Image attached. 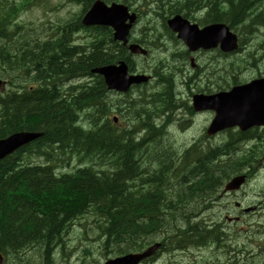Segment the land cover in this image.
Instances as JSON below:
<instances>
[{
    "label": "trees",
    "instance_id": "16d2710c",
    "mask_svg": "<svg viewBox=\"0 0 264 264\" xmlns=\"http://www.w3.org/2000/svg\"><path fill=\"white\" fill-rule=\"evenodd\" d=\"M95 1L63 0L78 11H69L57 23L48 22L47 28L41 24L47 31L43 37L34 34L38 33L34 24L20 20L37 0H0V69L13 72L16 79L9 93L0 98V140L19 131L42 134L33 144L0 161V252L7 264L64 260L63 246L68 244L71 230L89 217L102 256L138 252L158 236L172 255L213 249L211 261L200 258L205 264H249L254 258L249 248L246 244L238 247L242 233L235 243V232H223L219 223L208 225L204 216L228 180L245 174L250 181L258 174L264 162V129L229 130L222 142L203 136L183 150L165 149L163 140L170 141L164 136V126L157 129L155 121L166 118L172 123L175 109L185 106L177 100L173 103L177 73L170 64L155 62L156 82L134 88L116 100L104 79L91 71L119 61H126L134 70L136 62L127 48L113 40L111 29L82 26L83 15ZM102 1L132 6L137 0ZM138 2L162 18L165 30L168 17L182 15L206 19L205 23H225L239 36L238 52L248 47L244 57L220 51L214 56L223 62L216 74L222 73L224 84L220 89L216 86L217 90L264 76V0ZM79 32L87 33L85 42L78 43ZM144 34L154 41L157 28H146ZM259 52L262 55L257 59ZM69 81L83 83L68 87L65 83ZM31 84L35 87L28 90ZM198 86L199 92L210 89L209 85ZM114 110L128 123L144 119L142 125L149 136L139 142L130 134L129 141L125 140L124 135L132 132L111 124L109 115ZM160 136L162 150L155 143ZM67 154L79 161L87 159L90 166L75 174L63 172L70 163ZM144 215L150 221H143ZM256 228L264 232V225ZM250 231L246 239L254 242ZM87 241L79 239L74 249L82 248V264L93 259ZM257 248L261 250L263 245ZM243 253L248 257L240 261L237 256Z\"/></svg>",
    "mask_w": 264,
    "mask_h": 264
},
{
    "label": "water",
    "instance_id": "95a60500",
    "mask_svg": "<svg viewBox=\"0 0 264 264\" xmlns=\"http://www.w3.org/2000/svg\"><path fill=\"white\" fill-rule=\"evenodd\" d=\"M135 18L136 16L130 15L128 8L123 5L107 6L103 2H96L86 13L82 23L85 26L111 27L114 31V40L122 41L124 45H127V37ZM168 25L179 34L190 51H197L200 48L209 50L219 46L222 52L231 53L239 48L237 36L231 33L229 27L224 24L211 25L200 31L196 26H190L188 21L177 15L168 21ZM129 50L132 54L146 55L147 53L139 45H131ZM128 71L127 64L122 61L118 65L96 68L93 73L103 76L109 90L121 93L128 92L133 85L146 83L149 80L147 76H133ZM194 106L197 111L211 110L216 113L208 135H215L222 130L235 127L242 132L254 127H264V78L235 87L227 93L196 96ZM40 136L41 133L18 132L0 140V161ZM244 181V177L236 178L226 188L237 190ZM154 249L141 255H128L111 260L106 264H138L143 258L152 254ZM0 264H4L2 254H0Z\"/></svg>",
    "mask_w": 264,
    "mask_h": 264
},
{
    "label": "rangeland",
    "instance_id": "374dc122",
    "mask_svg": "<svg viewBox=\"0 0 264 264\" xmlns=\"http://www.w3.org/2000/svg\"><path fill=\"white\" fill-rule=\"evenodd\" d=\"M62 3L63 7L59 8V4ZM69 11L71 12H77L78 8L77 7H72V6H67L64 4L63 0H37L36 5L31 6V10H27L25 12L22 13L20 20L21 21H25V23H32L36 26V29L34 32H38V33H34L35 35H41L43 37H45V31L46 29H43L41 27V24L47 23V22H56L58 20H60V18L64 19L67 17ZM259 42H261V40L259 39ZM170 47V46H169ZM258 47V45H257ZM160 55H163L162 53H160ZM260 55H262V52H259L255 57L260 58ZM157 56V55H155ZM155 56H153L152 59L150 60H143L142 58H136L137 62L142 65V66H146L148 67V65L154 63L155 61ZM164 56V55H163ZM239 57H244V54H240L238 55ZM244 59V58H243ZM262 67L264 68V57L262 58V62H261ZM247 75H252V73L250 71H248ZM81 81H76V82H72V84H80ZM116 116V115H113ZM112 118V117H111ZM212 118L211 114L208 113H204V114H200L195 118L194 121V126L192 128H190L189 130H187L186 132H178L176 129H172V139L174 141H176V145L177 147H186L187 145L193 143V141L196 138H199L200 136L203 135V131L205 129V127H207V125L210 123ZM215 140H219V138H215ZM158 147L161 148L162 150V145L161 143V136L159 138H157L156 142ZM126 148H128V146H126ZM164 148L166 149L167 146L164 144ZM164 152V151H163ZM166 154V153H165ZM165 154H162L161 156H164V158L166 157ZM170 156V155H167ZM170 159V157H169ZM171 160V159H170ZM264 161V158H263ZM165 167L169 166V163L167 161H165ZM67 171H69L67 169ZM264 189V171L260 172L255 179L249 181L244 187L243 189L238 193V195H236L235 197L231 198V199H238L243 205H245L247 207V204L255 201L257 198L258 194H261L262 190ZM240 210L238 209H234V207L232 206L231 208L228 209V213L226 215H228L229 217H235L239 214ZM254 218V217H253ZM255 220V218H254ZM93 222V218L89 217L87 219H84L81 221V225H78V227L75 228L74 231H72L69 234V238L72 241V244H74L75 241H78L79 239H94L95 236L92 237V233L90 231V228L92 226L91 223ZM87 224V225H85ZM234 226V224H231ZM249 223L242 224V228H249ZM85 230L88 231V233L85 232ZM258 242V240L256 241ZM240 248H243V244H247V241L245 239L244 236V232H243V238L239 241ZM91 245L95 248V244L93 242H91ZM247 245H246V249H247ZM93 248L94 251V257L96 260L99 261L100 264H103L105 262V260L99 256L97 254V251L95 252V249ZM183 253V252H182ZM180 253V254H182ZM184 254V253H183ZM246 257H248L247 255L243 257V259ZM244 259V260H245ZM243 260V261H244ZM251 260V259H250Z\"/></svg>",
    "mask_w": 264,
    "mask_h": 264
},
{
    "label": "flooded vegetation",
    "instance_id": "af4514ba",
    "mask_svg": "<svg viewBox=\"0 0 264 264\" xmlns=\"http://www.w3.org/2000/svg\"><path fill=\"white\" fill-rule=\"evenodd\" d=\"M202 20H206V19H202ZM200 26V25H199ZM200 27H204V25H202V26H200ZM178 52V51H177ZM217 52V49H215V50H213V51H208V52H204V51H199V52H196V53H194V54H190L189 55V58L190 59H192V58H194L195 60H196V65H197V67H196V69L199 67V65L201 64V59L202 58H206V56H208V55H212V53H216ZM185 53H188L187 51L185 52ZM195 55V56H194ZM202 73V66H200L199 68H198V70L196 71V74H195V76L197 77V78H199V76H200V74ZM214 80H215V78H213ZM216 81H222V79L219 77L218 78V80H216ZM262 205V201H260V202H257L256 203V205H254V210L255 211H257V210H260V206ZM241 211L242 212H244V210L243 209H241ZM240 220H242V218H240Z\"/></svg>",
    "mask_w": 264,
    "mask_h": 264
},
{
    "label": "bare ground",
    "instance_id": "6f19581e",
    "mask_svg": "<svg viewBox=\"0 0 264 264\" xmlns=\"http://www.w3.org/2000/svg\"><path fill=\"white\" fill-rule=\"evenodd\" d=\"M170 17H168L167 19H169ZM78 89V88H77ZM79 90H80V88H79ZM70 99V98H69ZM59 101V100H58ZM44 135V134H43ZM42 138V137H41ZM119 141V140H118ZM118 147V146H117ZM144 174V173H143ZM145 175V174H144ZM79 193V192H78ZM184 253V252H183Z\"/></svg>",
    "mask_w": 264,
    "mask_h": 264
}]
</instances>
